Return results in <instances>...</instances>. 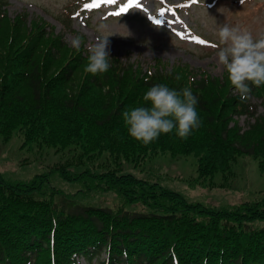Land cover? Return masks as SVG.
<instances>
[{
	"label": "trees",
	"instance_id": "obj_1",
	"mask_svg": "<svg viewBox=\"0 0 264 264\" xmlns=\"http://www.w3.org/2000/svg\"><path fill=\"white\" fill-rule=\"evenodd\" d=\"M6 2L0 0V137L18 134L22 146L72 155L27 181L0 173V264H264V228L249 224L264 220V197L206 207L121 172L124 162L164 155L196 158L192 185L228 188L243 155L264 172V85L241 101L224 71L167 69L160 59L143 69L116 56L107 73L92 75L84 71V42L77 52L41 18L10 17ZM158 83L192 89L200 127L187 140L173 132L144 146L127 134L122 112L143 106ZM244 114L253 122L243 129L234 115ZM50 172L88 195L113 192L119 204L58 201L59 190L44 185Z\"/></svg>",
	"mask_w": 264,
	"mask_h": 264
},
{
	"label": "rangeland",
	"instance_id": "obj_2",
	"mask_svg": "<svg viewBox=\"0 0 264 264\" xmlns=\"http://www.w3.org/2000/svg\"><path fill=\"white\" fill-rule=\"evenodd\" d=\"M5 9L10 17L19 13L26 14L27 21L41 18L53 27L55 33H62L64 40L70 44L74 36L85 38V45L93 42L99 35L100 26L107 25V31L117 35L110 36L109 54L123 61L137 63L146 69L160 59L164 66L172 64H187L194 69L206 70L213 75H220L222 69L216 65V48L199 45L191 39L195 36L210 38L219 42L216 31L219 25L227 24L249 31L254 38L264 36V0H249L250 4L262 3L256 10L250 11V17L233 15L231 9L237 6L238 0H138L139 7L133 5L127 13L121 16H109L129 0H117L114 5L102 4L99 8L83 10L68 21L65 7L69 0H6ZM91 3V2H90ZM178 7L176 16L167 13L159 17L158 12L163 7L174 9ZM149 16L163 20H174L173 24H154ZM68 24V25H66ZM128 32L130 35H128ZM180 33L184 38H180ZM128 35V36H127ZM197 37V36H195ZM256 114L262 111L257 100ZM234 119L243 129L253 122L250 116L240 115ZM22 137L14 134L9 140L0 137V173L9 181H27L36 174H42L59 161L71 158V153L56 152L55 149L43 147L22 146ZM235 178L229 181L228 188L208 187L199 184L192 185L191 179L196 175V158L193 155L172 158L168 155L148 158L137 166L129 162L122 164V171L132 173L147 181L158 182L161 186L179 192L191 202H198L206 207L230 208L245 201H257L264 197V172L258 169V162L249 155L240 157L235 168ZM49 181L44 185L53 186L60 192L56 200L63 196L82 205L117 206L119 198L113 192L92 193L82 192L83 188L77 181H69L58 174L50 172ZM127 210L139 208L126 205ZM254 228H264V220L249 223ZM83 263V260L80 261Z\"/></svg>",
	"mask_w": 264,
	"mask_h": 264
},
{
	"label": "clouds",
	"instance_id": "obj_3",
	"mask_svg": "<svg viewBox=\"0 0 264 264\" xmlns=\"http://www.w3.org/2000/svg\"><path fill=\"white\" fill-rule=\"evenodd\" d=\"M240 2L243 4L244 0ZM98 32L100 34L87 45L89 55L84 71L92 75L109 71L112 59L108 38L117 35L107 31V25L103 24ZM216 34L219 38L215 45L216 65L227 74L240 100L246 101L253 87L264 85V36L254 38L249 31L227 24L219 25ZM82 43L80 36H74L70 41L77 52ZM192 81L195 82V77ZM142 99L144 105L123 111L122 119L127 134L144 146L155 142L162 134L173 132L178 138L187 140L200 127L198 100L190 87L178 91L158 83L150 87ZM124 256L126 258V252Z\"/></svg>",
	"mask_w": 264,
	"mask_h": 264
},
{
	"label": "snow or ice",
	"instance_id": "obj_4",
	"mask_svg": "<svg viewBox=\"0 0 264 264\" xmlns=\"http://www.w3.org/2000/svg\"><path fill=\"white\" fill-rule=\"evenodd\" d=\"M117 0H92L91 3H86L84 5V8L85 9H95V8H99L102 4H106V5H114L116 4ZM191 2L193 4L197 3V0H191ZM161 3H163V0H161ZM133 5H135L136 7H139V3H138V0H129L128 3L124 4L123 6L119 7V9L115 12H109L108 15L109 16H121L122 14L124 13H127L129 11L130 8L133 7ZM188 5L187 4H181V5H177V7H187ZM166 12L167 13H171V15L173 17L176 16V12L174 11V9L172 8H168L167 10L165 8H161L158 12V16L159 17H164L166 15ZM149 19L156 25H161L163 24L164 22L167 23V25H170V24H173L174 22H178V21H174V20H161V19H157V18H153L151 16H149ZM177 35L180 36V38H184L180 33H176ZM191 39L193 41H195L197 44L199 45H205L207 42L199 37H191ZM214 46V45H213Z\"/></svg>",
	"mask_w": 264,
	"mask_h": 264
}]
</instances>
